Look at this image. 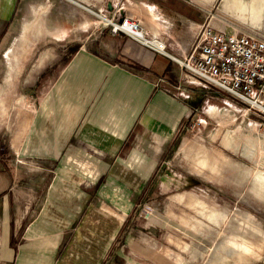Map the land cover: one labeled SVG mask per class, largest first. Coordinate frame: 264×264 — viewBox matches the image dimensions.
Returning a JSON list of instances; mask_svg holds the SVG:
<instances>
[{"label":"rangeland","instance_id":"obj_1","mask_svg":"<svg viewBox=\"0 0 264 264\" xmlns=\"http://www.w3.org/2000/svg\"><path fill=\"white\" fill-rule=\"evenodd\" d=\"M82 1L86 7L115 21L112 14L113 6H118L115 0H107L111 10L105 6L106 0ZM236 2L239 0H232L231 8L226 9L222 0H214L203 26L264 36V0L257 14L239 11ZM45 3L48 4L47 12L39 15L38 23H32L37 20V14L32 13L29 6L35 8ZM17 6L0 42V146L4 148L3 151L0 149V164L7 165L18 188L22 189L24 210L35 192L45 190L35 199V205L28 213L19 242L25 244L30 232L34 238L41 235L40 231H33V226L52 206L45 201L47 189L41 187L49 174L44 168L50 165L46 157L49 153L22 152L19 144H12L14 138L23 141L28 121L40 110V104H34L33 97L28 95L29 91H40V87L36 91L31 88L32 91L26 83L30 76L43 70L45 64L55 62L57 66V58L62 55L56 54L59 41L47 32H54L56 36V27L82 32L81 24L86 28L84 30L95 31L108 30L110 26L95 13L65 0H19ZM211 6L202 7L209 9ZM58 9L63 11L62 17L57 15ZM111 14L115 18H110ZM43 19L45 25L40 23ZM78 20L80 23H74ZM25 22H31L30 32L37 27L43 36L22 40ZM154 54L172 61L163 54ZM55 66L50 67L54 70L48 73L49 76L56 73ZM176 67L179 73L190 76L189 86L193 87L195 83L200 86L184 67ZM40 75L39 80L46 79L45 72ZM170 75L160 76L176 85L177 79ZM43 80L40 84L46 86V80ZM201 89L207 91L206 98L191 120L180 119L172 134L157 133L159 144L156 146L151 142L153 148L145 142L134 147L138 154L156 155L155 165L147 175L141 177L138 169L126 171L123 167L122 171H112L111 176L105 173V193L94 201L91 199L93 204L85 207L75 222L69 236L92 212L112 223L111 236L99 256V263L264 264V201L258 198L264 200V113L210 84ZM173 90L178 94L173 97L189 99L190 94L181 87ZM43 96L38 95V98ZM177 138L180 141L171 154ZM129 148L125 146L119 152H112L109 147L105 160L117 167L115 153L122 155ZM59 153L63 155V152ZM83 162L84 170L63 166L65 177L71 179L69 185L78 193L90 189L82 185L85 180L79 182L78 176L88 175V167L94 165ZM158 173L161 177H156ZM146 184H154L152 192L148 199L139 198ZM182 198L185 202L194 200L197 205L179 201ZM6 226L7 223L0 220V237ZM36 245H40L37 239ZM11 256L12 250L0 244V264H10Z\"/></svg>","mask_w":264,"mask_h":264},{"label":"crops","instance_id":"obj_2","mask_svg":"<svg viewBox=\"0 0 264 264\" xmlns=\"http://www.w3.org/2000/svg\"><path fill=\"white\" fill-rule=\"evenodd\" d=\"M75 1L79 6L69 3L108 19L86 7L85 1ZM195 1L199 5L193 0H115L118 6H113L111 12L116 18L112 14L110 18L117 21L122 16L134 17L146 36L164 40L171 62L126 35H112L105 28L84 30L86 28L81 24L82 32H69L64 27L55 28L56 36L54 32H47L59 41L56 54L62 55L57 58V66L55 62L47 63L43 70L29 77L27 88H35L36 91L40 87V91L28 93L34 104H40V110L28 121L23 141L22 138H14L12 144H19L22 152L51 153L46 155L50 165L44 168L49 174L41 187L47 189L45 201L49 207L52 206L38 217L33 226V231H40L41 235L34 238L30 232L28 242L19 243L28 213L35 205V199L45 190L35 192L24 210L22 189L18 188L7 165L0 164V220L7 223L5 232H1L0 244L12 250L10 264H51L53 260V264L99 263V256L111 236L110 220L100 219L92 212L77 231L71 236L69 234L85 207L93 204L91 199L94 201L105 193V173L111 176L112 171H122L123 167L126 171L138 169L140 176L147 175L155 165L156 155L138 154L134 147L145 142L153 148L154 144H159L157 133L172 134L180 124L179 120L186 119L193 112L188 103L193 97L190 88L204 86L200 83V86L198 83L189 86L191 79L176 70V66H180L177 60H183L189 54L195 32L205 23L214 0ZM261 1L239 0L235 4L239 11L257 14L260 11L258 7L263 6ZM18 2L0 0V42ZM222 4L230 9L232 0H222ZM47 6V3L35 8L29 6V10L37 14V20L32 23L40 21L38 17L47 12ZM105 6L110 9L107 0ZM202 6L211 7L206 9ZM56 13L60 17L63 15L59 9ZM101 21L104 23L103 19ZM81 22L84 23L85 19ZM29 23L22 25V40H29V36L35 39L43 34L37 27L30 32ZM40 23L45 25L44 19ZM53 65L56 73L49 76L48 73L54 70L50 68ZM42 72L46 74V81L42 79L46 86L40 84ZM169 73L177 79L176 85L162 77ZM179 87L190 94L189 99L173 97L178 95L173 89ZM37 94L44 96L38 98ZM125 146L131 148L122 155H119L121 152L115 153L117 167L111 166L105 160L109 153L107 148L119 152ZM0 149L3 151L4 148L0 146ZM84 160L94 165L88 167L89 171L85 168L89 174L80 175L78 179L80 183L85 180L82 185L90 189L78 193L69 185L71 179L65 177L63 166L82 167L84 170ZM179 201L197 205L194 200L185 202L182 198ZM36 239L40 245L34 246Z\"/></svg>","mask_w":264,"mask_h":264},{"label":"built area","instance_id":"obj_3","mask_svg":"<svg viewBox=\"0 0 264 264\" xmlns=\"http://www.w3.org/2000/svg\"><path fill=\"white\" fill-rule=\"evenodd\" d=\"M108 20L110 34L122 33L145 48L170 56L165 50L164 40L146 36L134 17ZM177 62L202 86L210 84L251 107L257 108L249 101L264 107L263 35L218 31L202 25L195 32L189 54ZM186 77L190 78L188 75Z\"/></svg>","mask_w":264,"mask_h":264},{"label":"trees","instance_id":"obj_4","mask_svg":"<svg viewBox=\"0 0 264 264\" xmlns=\"http://www.w3.org/2000/svg\"><path fill=\"white\" fill-rule=\"evenodd\" d=\"M66 60V59H65ZM191 92L193 93V97L188 101V103L190 104V107L193 108V112L190 113V115L186 118V120H191L192 117L194 116V112L198 109V107L200 106V104L205 100L206 98V93L203 89L200 88H193L191 89ZM180 141V138H177L174 143H173V147L170 150V153L172 151H174V148L178 145ZM172 154V153H171ZM156 177H161V173L155 174ZM152 182V181H151ZM154 187V184L149 185L146 184L144 186V188L142 189V192L138 195L139 198H143V199H148L147 197L150 195V193L152 192V189ZM116 255H113V258ZM117 259V258H116ZM108 262V261H107ZM106 262V263H107ZM105 262L101 263V264H106Z\"/></svg>","mask_w":264,"mask_h":264},{"label":"bare ground","instance_id":"obj_5","mask_svg":"<svg viewBox=\"0 0 264 264\" xmlns=\"http://www.w3.org/2000/svg\"><path fill=\"white\" fill-rule=\"evenodd\" d=\"M96 14V13H95ZM97 15V14H96ZM98 16V15H97ZM101 20L103 19V21H104V23H106V24H108V19H106L105 17H99ZM249 103L252 105V106H256L257 108H259L260 110H262L263 112H264V107L263 106H261V105H259V104H256V103H253V102H250L249 101Z\"/></svg>","mask_w":264,"mask_h":264},{"label":"water","instance_id":"obj_6","mask_svg":"<svg viewBox=\"0 0 264 264\" xmlns=\"http://www.w3.org/2000/svg\"><path fill=\"white\" fill-rule=\"evenodd\" d=\"M69 2H73L74 4H76V5H78L79 6V4L75 1V0H68ZM96 15V14H95Z\"/></svg>","mask_w":264,"mask_h":264}]
</instances>
